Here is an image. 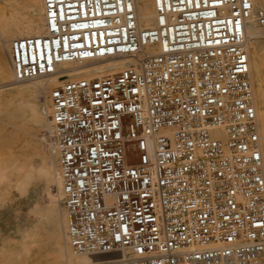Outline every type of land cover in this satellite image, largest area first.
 <instances>
[{
  "label": "built area",
  "instance_id": "1",
  "mask_svg": "<svg viewBox=\"0 0 264 264\" xmlns=\"http://www.w3.org/2000/svg\"><path fill=\"white\" fill-rule=\"evenodd\" d=\"M11 43L17 80L127 56L48 92L65 237L84 264H264V155L247 50L256 0H43ZM264 25V9L258 11ZM155 48L156 51L151 50ZM131 144V154L127 145Z\"/></svg>",
  "mask_w": 264,
  "mask_h": 264
},
{
  "label": "bare ground",
  "instance_id": "2",
  "mask_svg": "<svg viewBox=\"0 0 264 264\" xmlns=\"http://www.w3.org/2000/svg\"><path fill=\"white\" fill-rule=\"evenodd\" d=\"M27 1L0 0V56L4 57L5 50L11 63L10 65L7 58L0 62V123L11 124L17 129H27L31 132V139L28 141L31 143L32 155H40L42 164L35 174L27 172L26 178L37 177L44 182L47 198L44 205H37L33 210L38 218L35 225L22 230L21 239L16 245L12 246L14 241L2 243L0 255H7V261L26 259L33 242L42 236H47L52 242L51 258L53 261L61 262V264L89 263L91 260L87 256L75 255L72 252L65 237L67 219L65 207L61 201L63 183L59 173L58 160L46 133L50 127L46 114L48 92L52 87L67 79L115 74L125 67L135 64L136 61L127 56H120L110 59L86 60L80 64L66 63L63 65L64 68H67L64 72L48 79L17 80L12 65V41L22 36L47 33L43 0H33L35 6L32 10L36 12V15L28 19L23 17L21 10ZM136 9L141 26L155 25V0H136ZM261 9H264V0H256L255 10L247 25V50L264 155V44L259 38L264 36V25L259 23L257 17L258 11ZM151 50L156 51L155 48H151ZM15 80L20 82L7 86L14 83ZM25 165L27 166V163ZM46 165H50L51 170L48 172L44 169ZM8 192L7 185L1 181L0 177V196L5 198V194L8 195Z\"/></svg>",
  "mask_w": 264,
  "mask_h": 264
},
{
  "label": "rangeland",
  "instance_id": "3",
  "mask_svg": "<svg viewBox=\"0 0 264 264\" xmlns=\"http://www.w3.org/2000/svg\"><path fill=\"white\" fill-rule=\"evenodd\" d=\"M34 6L35 2L28 0L21 7L24 18H33L36 15L33 11ZM259 38L264 44V36ZM7 54L4 50V57L0 56V62L7 58L11 65ZM18 82L20 81L15 80L7 86L18 84ZM30 139L29 130L17 129L11 124L0 123V177L9 189L5 198L0 196L2 200H0V247L7 241H14L12 246L19 242L22 230L33 227L38 220L33 212L35 206L44 205L47 198L44 182L37 177L26 178L27 172L35 174L42 164L40 155H32L31 143L28 141ZM127 148L131 154H137L132 150L131 144H128ZM44 169L48 172L51 170L50 165H46ZM52 248L50 239L42 236L33 242L26 259L7 261V255H0V264H61V262L52 260Z\"/></svg>",
  "mask_w": 264,
  "mask_h": 264
}]
</instances>
